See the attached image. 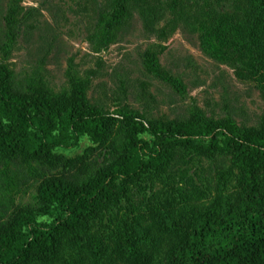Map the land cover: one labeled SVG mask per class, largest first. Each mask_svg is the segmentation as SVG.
Listing matches in <instances>:
<instances>
[{"label": "rangeland", "instance_id": "obj_1", "mask_svg": "<svg viewBox=\"0 0 264 264\" xmlns=\"http://www.w3.org/2000/svg\"><path fill=\"white\" fill-rule=\"evenodd\" d=\"M184 1L195 9L205 2ZM113 2L0 0V63L12 72L14 87L26 89L42 81L60 94L69 88L68 76L74 75L86 82L88 101L109 113L127 108L147 121L168 123L200 110L215 121L230 117L243 130L260 127L264 94L252 72L254 60L247 49L240 54L232 51L234 41L247 39L257 29L244 13V0H214L212 5L219 16L214 44L224 54L221 59L203 51L198 32L173 23L169 0H137L123 24L109 30L102 19ZM12 8L17 15L9 28L6 18ZM259 30L263 35L257 45L264 49V27ZM163 31L169 35L162 38ZM153 50L160 54L161 67L183 83V93L145 72L143 56ZM88 146L83 139L78 147L57 153L75 158ZM96 159L98 164L103 161L102 156ZM169 170L127 186L124 202L90 231L99 239L100 252L87 240L89 232H65L59 237L55 261L31 264H178L173 254L187 241L190 219L218 199L228 200L236 191L238 172L230 155L213 160L194 156ZM45 172V167L25 157L0 160V218L30 211L40 222L51 223L58 216L57 211H41L36 191L43 176L51 174ZM124 213L150 232L134 255L125 254L116 243ZM165 219L175 228L160 231ZM157 226L159 231L154 230Z\"/></svg>", "mask_w": 264, "mask_h": 264}, {"label": "trees", "instance_id": "obj_2", "mask_svg": "<svg viewBox=\"0 0 264 264\" xmlns=\"http://www.w3.org/2000/svg\"><path fill=\"white\" fill-rule=\"evenodd\" d=\"M169 2L173 23L190 26L198 32L203 51L221 59L224 54L214 44L215 20L219 18L212 6L214 0H205L197 9L183 0ZM244 2V13L257 29L247 39L234 41L232 51L250 52L252 72L264 94V49L257 45L263 35L259 28L264 27V0ZM138 3L114 0L102 21L109 30L119 27ZM16 15L12 8L6 18L9 28ZM168 35L163 31L162 38ZM159 55L156 50L144 54L145 72L183 93V83L161 67ZM12 80V72L0 63V160L14 162L25 157L45 167L51 174L43 176L36 194L41 211H57L58 216L51 223L40 222L30 211H15L0 218V264L55 261L60 253L59 237L65 232L90 233L96 229L124 202L130 184L171 171L194 156L213 160L229 155L238 172L236 191L228 200L218 199L190 219L187 241L174 252L173 261L264 264V118L257 130H243L230 117L209 119L200 110L185 120L147 121L127 108L113 114L92 105L86 82L74 75L68 76L69 88L60 94L42 81L23 89L14 87ZM83 139L89 142L84 155L65 158L57 153L78 147ZM100 156L103 161L98 164L96 158ZM163 224L159 227L162 232L175 228L166 219ZM154 230L159 231L158 226ZM149 234L124 213L116 243L125 254L134 255ZM87 240L100 252L94 233Z\"/></svg>", "mask_w": 264, "mask_h": 264}]
</instances>
